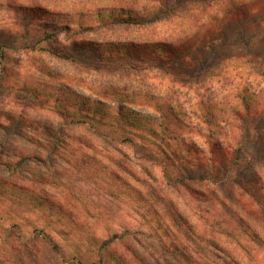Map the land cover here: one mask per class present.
<instances>
[{"label":"clouds","instance_id":"9594fccd","mask_svg":"<svg viewBox=\"0 0 264 264\" xmlns=\"http://www.w3.org/2000/svg\"><path fill=\"white\" fill-rule=\"evenodd\" d=\"M30 4L21 34L54 55L17 115H57L0 152V264H264V0ZM66 63L138 65L136 90L101 102Z\"/></svg>","mask_w":264,"mask_h":264},{"label":"trees","instance_id":"16d2710c","mask_svg":"<svg viewBox=\"0 0 264 264\" xmlns=\"http://www.w3.org/2000/svg\"><path fill=\"white\" fill-rule=\"evenodd\" d=\"M199 5V12L206 13L208 12L213 4V0H197ZM30 0H7V4L0 3V87L3 84H10L11 87H17L16 89L21 95L31 94L34 92H38L40 90V81L33 78L32 70L35 69L36 72H40V64L43 63L44 60H38L39 64L32 63V65L26 67L27 59L31 57L42 56V58H46L47 56H53L52 53H46L41 51L36 46H32L28 44L23 35L21 34V15L24 13L25 18H28L29 15L36 16L39 12L35 9H26L30 7ZM42 11V10H39ZM169 31V28L167 32ZM165 32V33H167ZM90 36H94L95 33H90ZM80 42V41H77ZM94 42L100 44H110V43H123L124 41H112L99 39ZM142 42V41H141ZM77 47H88L87 45H79ZM116 53L113 52V57L115 58ZM120 56L123 57V52L121 51ZM55 59L60 60L61 58L55 57ZM13 68L10 69V68ZM47 67V65H45ZM66 68L68 70L60 71V78L63 79L65 74H67L68 79H76V86L79 88V84L83 81L78 76L77 72H73L74 67L70 63H66ZM80 70L82 71H90L96 72L98 74L105 73V75H112L120 73L123 76H128L130 79L135 81L136 77L133 73H137L139 66H133L132 64H128L127 70L124 72H120L119 69L113 70L111 66L99 67L97 69H93V67L89 68L84 65L80 66ZM72 71V72H71ZM44 76H48L47 72L42 73ZM52 79V77H49ZM75 85V84H74ZM115 87L108 86L106 82H104V86L101 90L95 91V94L99 96L101 102L104 101L105 95L104 93L113 89ZM124 87L123 89H125ZM128 89H125L127 91ZM19 112H23V106L20 105L18 108ZM18 113V112H17ZM55 117L57 113L50 112ZM5 120L10 121L9 125L0 124L2 127L7 128V130L11 129L17 136L22 138L23 140L29 142L32 145H36L39 148L43 147L44 142L50 136V128L47 129V134L42 135L41 131L42 127L39 123H36L33 119L29 120L23 116L18 117L17 114L8 113L6 116L2 115ZM39 137V139H38ZM77 142H79L77 140ZM66 143V141H65ZM1 151H8L7 147L4 145H0ZM0 151V152H1ZM39 160L40 158H37Z\"/></svg>","mask_w":264,"mask_h":264},{"label":"rangeland","instance_id":"374dc122","mask_svg":"<svg viewBox=\"0 0 264 264\" xmlns=\"http://www.w3.org/2000/svg\"><path fill=\"white\" fill-rule=\"evenodd\" d=\"M168 26L162 25L160 27V33L163 34L167 32ZM45 58H42V56H37V57H31L27 59L26 62V67L32 65V63L39 64L38 60H44ZM10 69L13 70L11 67ZM93 69H97L96 67H93ZM68 70L65 67L62 68V71ZM234 71H239L240 69H233ZM73 72H77L78 76L81 78L83 81L82 83L79 84V89L84 92V93H89L93 92L95 94V91H99L103 88L104 82L108 84V86L115 87V88H124L129 89L132 88L133 91L136 90V84L131 83L133 79H130L128 76H123L120 73L117 74H112L110 76L105 75V73H102L101 75L94 72L90 71H82L79 70L77 71L75 68L72 70ZM71 71V72H72ZM128 81V82H125ZM68 84L76 86V79H68ZM155 84H157L159 87L163 88L165 85L161 84L159 81H154ZM77 87V86H76ZM17 87H11L10 84H3V86L0 87V116L4 115L6 116L8 113H13L17 114L18 108L21 105L20 103V98L21 94L18 92L16 89ZM36 123H39L40 126L42 127L41 131L43 132L42 135L47 134V129L49 127H46L45 125H52L55 117L52 115L50 112H42V118L41 120H35L33 119ZM16 138L19 141H22L23 144L21 145L22 147H27L29 149L35 147L39 148L36 145H32L29 142L23 140L22 138L17 136V133L12 131L11 129L7 130V128H4L0 125V145H4L7 147L8 151L13 150V144L10 143V138ZM49 138V137H48ZM1 151V149H0ZM4 152V151H1ZM40 158V157H37Z\"/></svg>","mask_w":264,"mask_h":264}]
</instances>
